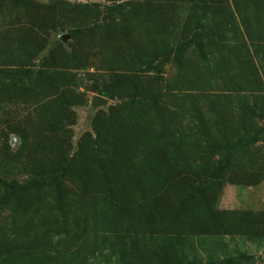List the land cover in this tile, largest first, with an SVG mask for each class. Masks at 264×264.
<instances>
[{
    "label": "rangeland",
    "instance_id": "obj_1",
    "mask_svg": "<svg viewBox=\"0 0 264 264\" xmlns=\"http://www.w3.org/2000/svg\"><path fill=\"white\" fill-rule=\"evenodd\" d=\"M0 264H264V0H0Z\"/></svg>",
    "mask_w": 264,
    "mask_h": 264
},
{
    "label": "water",
    "instance_id": "obj_2",
    "mask_svg": "<svg viewBox=\"0 0 264 264\" xmlns=\"http://www.w3.org/2000/svg\"><path fill=\"white\" fill-rule=\"evenodd\" d=\"M106 102H107V100L105 98H103L101 96H94L92 98L90 112H92L98 106H101V105L105 104Z\"/></svg>",
    "mask_w": 264,
    "mask_h": 264
}]
</instances>
